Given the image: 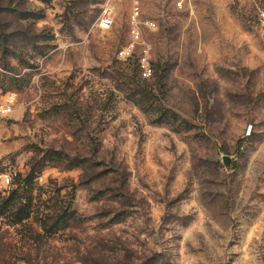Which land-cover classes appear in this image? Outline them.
I'll return each mask as SVG.
<instances>
[{
  "label": "rangeland",
  "instance_id": "obj_1",
  "mask_svg": "<svg viewBox=\"0 0 264 264\" xmlns=\"http://www.w3.org/2000/svg\"><path fill=\"white\" fill-rule=\"evenodd\" d=\"M263 9L0 0V264H264Z\"/></svg>",
  "mask_w": 264,
  "mask_h": 264
},
{
  "label": "built area",
  "instance_id": "obj_2",
  "mask_svg": "<svg viewBox=\"0 0 264 264\" xmlns=\"http://www.w3.org/2000/svg\"><path fill=\"white\" fill-rule=\"evenodd\" d=\"M258 20L264 26V9L259 11L258 13ZM113 23V15L112 11L109 8H104L99 18V28L101 30H108L110 29ZM148 25V23H147ZM139 21L135 18L132 21V27L130 30V35L132 38L131 44L119 52V56L125 57L129 56L131 52V48H133L134 44L139 40L140 37V30H139ZM151 26V25H150ZM148 60L146 56H142L139 59V68L141 76L144 78H148L151 75V69L148 65ZM13 95H7L6 100L3 104H0V115H8L11 112V104L13 103ZM6 183H9V178L5 177Z\"/></svg>",
  "mask_w": 264,
  "mask_h": 264
},
{
  "label": "trees",
  "instance_id": "obj_3",
  "mask_svg": "<svg viewBox=\"0 0 264 264\" xmlns=\"http://www.w3.org/2000/svg\"><path fill=\"white\" fill-rule=\"evenodd\" d=\"M43 3H49L50 0H41ZM17 18L19 19H24V20H28V19H33V20H39L42 18V15L36 14V13H26V12H18L17 13ZM12 81H18V80H13ZM15 85L14 82H11V86ZM3 86V85H2ZM5 90L10 89V88H4ZM238 147H241L238 146ZM239 149V148H238ZM75 165V160H69V162L67 163V167L69 168H74ZM31 175V174H30ZM33 179V174L31 175ZM12 192L10 196H8L0 205V215L6 214V216H9L11 219L14 220V222L16 223H20L23 219L27 218L30 214V208L32 207V203L29 200L28 203L21 204L20 200L21 198H26L24 196H20L17 194H14ZM64 212L63 211L61 214L56 215V217L62 218V222L63 224L67 223L68 218H66L64 216ZM116 220V219H114ZM56 223V222H55Z\"/></svg>",
  "mask_w": 264,
  "mask_h": 264
},
{
  "label": "water",
  "instance_id": "obj_4",
  "mask_svg": "<svg viewBox=\"0 0 264 264\" xmlns=\"http://www.w3.org/2000/svg\"><path fill=\"white\" fill-rule=\"evenodd\" d=\"M228 160V157H224L223 161L226 162Z\"/></svg>",
  "mask_w": 264,
  "mask_h": 264
}]
</instances>
